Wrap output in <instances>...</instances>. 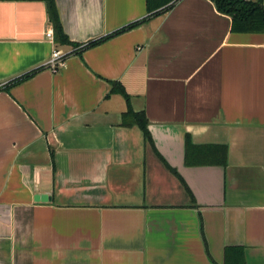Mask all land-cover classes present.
<instances>
[{"label": "crops", "instance_id": "obj_1", "mask_svg": "<svg viewBox=\"0 0 264 264\" xmlns=\"http://www.w3.org/2000/svg\"><path fill=\"white\" fill-rule=\"evenodd\" d=\"M54 3L79 45L138 23L72 54L47 0H0V264H264V33L211 0Z\"/></svg>", "mask_w": 264, "mask_h": 264}, {"label": "trees", "instance_id": "obj_2", "mask_svg": "<svg viewBox=\"0 0 264 264\" xmlns=\"http://www.w3.org/2000/svg\"><path fill=\"white\" fill-rule=\"evenodd\" d=\"M49 4V13H50V22L52 24V30L54 34V43L57 46H67L77 47L79 44L72 43L69 41L68 37L63 32L58 13L55 7L54 0H47ZM178 0H146V10L148 13V18L155 17L161 15L167 11H169L173 5ZM217 11L229 16L231 18V32L235 33H264V7L262 4V0L251 1V0H211ZM138 23V22H137ZM137 23H133L124 27L112 35L106 36L101 39H97L94 41H90L86 44L81 45L82 47L79 50H75L72 54H79L83 50L92 47L108 37L113 35H117L125 30H128L137 25ZM42 67H39L36 70H32L28 73H25L13 80H11L7 86H4L3 90H8L11 86L20 84L21 82L29 79L33 74L40 71ZM118 93L122 95L127 104H129V96L126 94L124 88L118 83L113 82L111 84L110 94ZM122 124L124 126H129L132 124H136L139 126L141 131L143 132L145 141H150V136L147 131V119L143 112H133L128 106L127 112H125L122 116ZM191 148V149H190ZM194 149L193 147H189L187 145V156H190V150ZM198 149V148H196ZM221 153V150H220ZM219 153V154H220ZM223 157H225V151L223 152ZM239 264L242 263L241 256L238 258Z\"/></svg>", "mask_w": 264, "mask_h": 264}, {"label": "built area", "instance_id": "obj_3", "mask_svg": "<svg viewBox=\"0 0 264 264\" xmlns=\"http://www.w3.org/2000/svg\"><path fill=\"white\" fill-rule=\"evenodd\" d=\"M45 37L51 41L53 44L54 43V34H53V30L49 29L46 34ZM82 46L79 45L77 47H73L72 48V52L75 50H79ZM68 57V53L63 52L61 49L58 48H54L51 52L50 58L48 59V61L45 64V68H48L51 72L56 73L58 72L60 69H62L65 65V60Z\"/></svg>", "mask_w": 264, "mask_h": 264}, {"label": "water", "instance_id": "obj_4", "mask_svg": "<svg viewBox=\"0 0 264 264\" xmlns=\"http://www.w3.org/2000/svg\"><path fill=\"white\" fill-rule=\"evenodd\" d=\"M43 199V198H42Z\"/></svg>", "mask_w": 264, "mask_h": 264}]
</instances>
